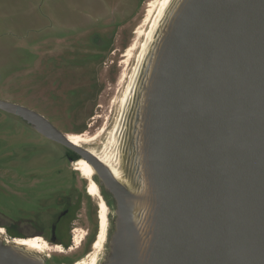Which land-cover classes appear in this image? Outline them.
I'll list each match as a JSON object with an SVG mask.
<instances>
[{
  "label": "water",
  "instance_id": "obj_1",
  "mask_svg": "<svg viewBox=\"0 0 264 264\" xmlns=\"http://www.w3.org/2000/svg\"><path fill=\"white\" fill-rule=\"evenodd\" d=\"M153 29L92 161L115 209L101 264H264V0H170ZM0 264L48 263L0 233Z\"/></svg>",
  "mask_w": 264,
  "mask_h": 264
},
{
  "label": "flooded vegetation",
  "instance_id": "obj_2",
  "mask_svg": "<svg viewBox=\"0 0 264 264\" xmlns=\"http://www.w3.org/2000/svg\"><path fill=\"white\" fill-rule=\"evenodd\" d=\"M149 1L128 2L126 15L114 6L110 15L120 16L103 30L82 31L81 28L78 34L60 40L46 54L37 52L40 62L33 66L31 74L39 73L42 77L41 92L56 95L67 87L80 90L82 95L72 116L77 117L78 123L64 131L44 114L28 107L51 123L70 144L51 139L21 116L0 109L21 123H18L20 126L42 137L25 141L18 133H6L7 129L0 126V169L17 175L12 188L22 199L17 202L16 227L5 217H0V225L11 238L39 239L47 246L41 251L48 264H101L105 257L115 209L112 198L100 185L92 161L103 162L100 153L109 149L142 47L131 58L126 55L147 13ZM90 14H85L89 22L101 19ZM66 27L73 30L71 26ZM35 85L36 81L32 83V91ZM69 134L101 135L97 139L83 138L86 143L78 145L70 140ZM8 135L16 140L7 139ZM98 144L102 145L100 151L96 150ZM82 162L91 166L92 175L84 171ZM103 202L109 206V212L106 239L101 241Z\"/></svg>",
  "mask_w": 264,
  "mask_h": 264
},
{
  "label": "rangeland",
  "instance_id": "obj_3",
  "mask_svg": "<svg viewBox=\"0 0 264 264\" xmlns=\"http://www.w3.org/2000/svg\"><path fill=\"white\" fill-rule=\"evenodd\" d=\"M128 2L131 3L132 0H0V100L22 104L39 111L61 131L69 129L73 123H78L77 117L72 116L75 115L74 111L81 101L80 90L66 87L62 89L63 93L49 96L44 90L41 92L42 77L39 73L31 74L33 66L40 62L36 58L37 52L46 54L60 40L70 39V34H78L81 28L82 31L103 30L120 16L110 15L112 7L117 6V9L124 10L126 15ZM154 2L156 0L149 1L147 13L141 24L148 21L150 3ZM88 12L89 15L93 13L96 19H101L95 20V23L89 22L85 15ZM66 26H71L73 30H68ZM138 29L130 48H135L136 44L145 38ZM79 61L81 62V59ZM125 73L127 78V72ZM34 81L36 89L32 91ZM105 114L108 115V112ZM18 123L0 111V126L7 129L6 133L14 132L13 135L18 133V137L25 141L42 139ZM100 135L89 134L83 138L97 139ZM104 137L101 138L102 141ZM10 138L11 135H8L7 139L13 142L16 140V137ZM101 146L98 144L96 150L100 151ZM16 180L17 175L0 169V217L10 219L14 227L17 202L22 200L12 188ZM2 228L7 237L11 238L5 228Z\"/></svg>",
  "mask_w": 264,
  "mask_h": 264
},
{
  "label": "bare ground",
  "instance_id": "obj_4",
  "mask_svg": "<svg viewBox=\"0 0 264 264\" xmlns=\"http://www.w3.org/2000/svg\"><path fill=\"white\" fill-rule=\"evenodd\" d=\"M169 2H170V0H156V2L150 3V9H149V13H148L149 14L148 21H146L145 24H141L140 27H139V29H138V32L139 33L141 32L142 35H143V37H146V40H144L145 39L144 38L143 40H141L140 43L138 42L136 44L135 48H130V50L128 51V54H127V56L129 58H131L133 56L134 51H136L138 48L142 47V49H141L142 51H141L140 56H139V60H140V58H141V56L143 54V51H144V49L146 47L147 41H148L151 33L154 30L153 28L158 23L160 17L162 16V14H163V12H164V10H165V8H166V6H167V4ZM136 69H137V67L135 68V71H136ZM134 74H135V72H134ZM134 74L132 76V79L134 77ZM131 82H132V80H131ZM130 85H131V83H130ZM130 85H129V88H128L127 92H126L125 98H126L127 93H128V91L130 89ZM125 98H124V100H125ZM69 138H70V140L74 144L80 145L81 143H86V142H84V139H83V136L82 135L81 136L80 135L79 136H75L74 134H72V135L69 134ZM92 151L95 152L96 150H92ZM100 156H101L103 162H105L106 164H109L110 163V156H109V152L107 150L101 152L100 153ZM81 164H82L81 166L83 167L84 171L88 175H90V174L92 175L91 166L87 162H82ZM93 190H94V192L96 194L98 193V188H97V186L95 184L93 185ZM103 205H104V209H103V221H104V225H103V229H102L103 231H102L101 241H104L106 239V228H107V224H108V212H109L108 211L109 210L108 209L109 206H107V204L105 202H103ZM0 233L3 234V235H5L7 237V235L4 232V230H3L2 227H0ZM7 238L10 239L9 237H7ZM20 241H23L26 244H29L31 246H34L35 248H38L39 250H43V249H45L47 247L46 245L42 244L41 241L39 239H37V238L25 239V240H20ZM43 246L45 248H43Z\"/></svg>",
  "mask_w": 264,
  "mask_h": 264
},
{
  "label": "trees",
  "instance_id": "obj_5",
  "mask_svg": "<svg viewBox=\"0 0 264 264\" xmlns=\"http://www.w3.org/2000/svg\"><path fill=\"white\" fill-rule=\"evenodd\" d=\"M1 227H3V226H1Z\"/></svg>",
  "mask_w": 264,
  "mask_h": 264
}]
</instances>
